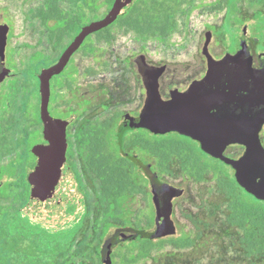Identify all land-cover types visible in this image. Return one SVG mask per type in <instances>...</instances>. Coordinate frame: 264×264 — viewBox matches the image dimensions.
<instances>
[{"label":"rangeland","instance_id":"1","mask_svg":"<svg viewBox=\"0 0 264 264\" xmlns=\"http://www.w3.org/2000/svg\"><path fill=\"white\" fill-rule=\"evenodd\" d=\"M246 2L247 0H238L233 8H230L228 0H195L192 4L184 6L183 11L176 15V30L163 41L144 40L134 33H126L119 27L113 29L115 39L110 44L99 43L96 37L92 36L88 44H92L99 51L82 49L74 55L66 72L56 80L58 88L54 106L59 111L76 109V102L81 97L89 95L93 98L92 108L88 112L89 125L96 121L113 119L118 114L122 116L137 113L136 110L144 103L145 94L141 98L144 91L141 77L134 65L135 57L142 55L153 65L159 67L168 65L171 71L182 72L179 63L191 67L198 60L197 56L202 49L207 31L214 33L211 45L217 53L221 51L222 34L228 46L233 45L234 31L227 24L236 23L238 19L242 20L252 33L261 32L264 35V18L257 20L263 9H249ZM42 7H44L42 0H0V14H3L5 22L12 28L9 56L15 71L24 70L36 61L46 60L50 63L60 54V48L53 49L48 46L46 30L36 16ZM61 7L67 11L77 10L76 4L71 0L61 2ZM106 8V5L102 6L97 15L105 16ZM69 41L68 38L64 45L66 46ZM189 77L187 75L185 79L180 80L186 81ZM20 81L27 83L26 77H20ZM164 86L166 87L165 80ZM27 95L28 92L25 96ZM101 107H105L104 112L101 111ZM101 112L103 114H100ZM92 116L95 117L91 118ZM73 130L74 127L70 129L71 132ZM229 153L240 155L241 150L234 147ZM17 156L9 153L6 160L0 161V166L7 163L12 165L17 161ZM219 164L225 172L234 175L230 166L221 162ZM23 168V164L16 165L15 172L9 175V179L17 176ZM160 178L167 184L185 190L183 197L173 201L176 233L171 238L188 235L195 239L199 225L204 227L205 233L201 239H197L192 248L177 249L166 244L162 249L152 251L149 257L137 264L260 263L259 260L245 256L240 250L238 246L240 235L230 228L227 222L225 195L219 192L213 174L208 175L206 182L197 183L183 175L178 164H175L169 175L162 174ZM6 179L4 176L1 180ZM33 188L36 190L33 192V199L29 201L21 216L31 219L34 225H42V221L57 225L63 221L65 209L80 208L84 200L83 193L76 188L63 190L57 195L53 189H45L41 184L39 190L34 183ZM11 190L12 187H9L8 191L4 192L5 197L0 196V210L11 212L21 205V196L25 189L23 187L20 189L18 198ZM83 191L88 198V216L92 218L100 203L93 193H88L86 186L83 187ZM158 209V204L142 201L128 216H110L107 220L109 223L107 233L127 226L151 233L155 230L154 218ZM125 217L131 221L127 226L124 222ZM10 226L12 228V223ZM103 227L104 222L101 223V229ZM83 241L85 244L103 242L91 229L83 237Z\"/></svg>","mask_w":264,"mask_h":264},{"label":"flooded vegetation","instance_id":"2","mask_svg":"<svg viewBox=\"0 0 264 264\" xmlns=\"http://www.w3.org/2000/svg\"><path fill=\"white\" fill-rule=\"evenodd\" d=\"M137 0L134 1L133 6L135 5ZM115 3V0L111 6H107L106 17L108 13L111 11ZM105 6V5H103ZM132 6V7H133ZM102 7V6H101ZM100 7V8H101ZM132 7L128 10V12L132 9ZM78 10V8H77ZM86 15L88 16V11L86 8ZM127 12V13H128ZM126 13V14H127ZM40 19L41 25L46 30V35L48 37L47 44L53 49H57L55 41H51L49 27L52 26V23H48L44 25L43 21ZM100 19V20H101ZM118 20V19H117ZM116 20V21H117ZM98 21V20H97ZM116 22L108 26L107 28H111L112 33L115 27H119L124 29L126 33H133L127 31L124 27H120L119 25H115ZM3 25H7L9 27L7 34V45L3 54H0V161L6 160L8 158L9 153L17 154V161L15 163L3 164L0 166V196L5 197V191H8L9 187L16 188L18 183L15 184L13 181L20 182L22 181L24 176H32L34 169L39 160V152L44 148L48 147L50 143L45 138L44 134V123L42 120V95H41V87H40V77L42 72L55 64L58 63L64 52L67 48L73 43L75 38L81 33L76 35L74 39H70L69 43L65 46V42L62 47H60L61 51L58 57L48 63L46 60L44 61H36L40 65L49 64L46 66L39 75L35 76L31 73H26L25 69L21 71H15L13 65H11V58L9 56V42L12 36V28L9 24L5 22L3 14H0V27ZM226 25V24H225ZM228 26L233 28L234 31V43L232 46H228L227 40H225V36L223 35V39L221 41V51L219 53L215 52L212 49V42L209 43L208 48L205 50L206 43V35L210 33L213 37L211 31H207L205 33V41L202 46V49L199 51V56H197V61L194 66L185 67L183 63H179V67L182 68V72L171 71V68L168 65L156 66L150 63L145 56H137L134 59V65L138 71V74L141 77V82L143 86V94H145L144 103L136 110L137 113H132L129 115L119 114L114 117L116 120L108 119L110 121V126L115 128L114 133V154L126 159L129 162V168L132 165L134 169L132 170L133 177V194L130 197L128 205L125 206V209H128L126 213L130 214L133 212L135 206H138L142 201L148 202V204L154 203V194L152 190V184L150 180L154 182V185L159 194L165 195V197H169L166 194V187L173 188L175 190V195L171 201L172 205V221L174 218V206L173 201L181 198L185 195V190L174 185L167 184L163 182L156 171V160L153 155V142L154 137H167V138H177L192 143L195 145L197 149V154L201 158L203 157L207 161L217 162V160L205 153L202 150L201 142L198 140H194L191 137L181 135L177 132H171L165 135H155L151 131L147 129H130L125 134L124 139V151L130 155L138 156V160L143 167L146 175L141 173L137 167L134 165L132 161L123 157L120 153V136H121V127L122 125L130 118L139 121L140 114L146 104L147 101V89L144 83V79L142 74L139 72V64L137 60L142 57L145 65L149 68L156 69H164L162 76L159 79V91L163 101L168 102L172 99V95L175 93H185L189 90V88L203 81L210 71V84L209 87L206 88L203 93L206 94V98L213 100L218 97L221 98L222 101H238L240 98L244 96L250 97L253 96L264 106V35L261 32L252 33L249 30V27L240 19L237 20L236 23L227 24ZM224 26V25H223ZM222 26V27H223ZM135 34V33H134ZM114 35V34H113ZM95 36L94 34L90 35ZM88 36L81 47L73 54L68 65L63 70V72L59 75L53 76L50 81V102H49V114L52 120L54 121H62L66 122V138H67V152L66 158L69 167L72 170L73 178L69 181H75L72 189H78L80 193H83L84 196H87L83 187L86 186L88 188V193H93L94 190L98 187V180L95 175L90 172L88 166L86 165V161L90 154V143H89V127L93 126L89 125L90 116L88 115L89 110L92 108L93 98L88 96L81 97L76 103L77 108L67 109L66 111H59L57 107L54 106L56 100V90L58 85H56V80L60 78L69 67L74 55L78 53L80 50H91V51H99L93 47L91 49L90 42L91 37ZM90 37V38H89ZM115 37V36H114ZM115 39V38H114ZM154 39V38H148ZM97 40V39H96ZM113 41V40H112ZM111 41V42H112ZM160 41V40H159ZM163 41V40H162ZM212 41V39H211ZM98 42V41H97ZM110 42V43H111ZM103 43V42H99ZM105 43V44H110ZM47 46V45H46ZM227 59V63H221L223 60ZM221 63V64H218ZM28 68V67H27ZM26 68V69H27ZM211 68V70H210ZM189 75V79L186 81H181L180 79H185V77ZM20 77H26L27 83H22L20 81ZM164 80L166 82V87L164 86ZM178 80V81H175ZM25 86V87H24ZM26 92L28 95L25 96ZM220 94V95H218ZM221 101V102H222ZM217 103L215 105L214 113L217 115L219 112L228 108V105L224 103ZM230 106V105H229ZM101 111L104 112L105 107H101ZM100 114H103V113ZM92 116L91 118H94ZM106 121V120H105ZM74 127L73 132L70 129ZM84 134V139L82 144H80L77 140V134L79 131ZM135 135H140L147 139L146 141V153L138 148L127 145V142ZM259 138L264 148V124L259 133ZM237 147L241 150L240 155L230 154L229 151L231 148ZM74 151V152H73ZM246 152V147L243 145H229L225 151V155L238 160L240 159ZM75 160V161H73ZM221 162V161H220ZM223 163V162H222ZM23 164V170L14 178L9 179V175L15 172V166ZM225 164V163H224ZM230 168L235 170L230 166ZM7 179L2 181L3 177ZM189 178V177H188ZM191 179V178H190ZM29 179H27L28 181ZM39 183V182H38ZM67 185V184H66ZM64 185V186H66ZM25 185L21 183V186L18 187V191L24 187ZM61 186V187H64ZM60 188V187H59ZM85 200V199H84ZM83 200V201H84ZM82 201V202H83ZM119 207H123L125 205L124 201L121 199L117 204ZM161 207V204H158ZM151 213V211H150ZM149 213V214H150ZM127 214V216H128ZM157 214V212H156ZM156 214L154 218V222L156 219ZM153 215V212L152 214ZM91 219V218H89ZM150 220H152V216H150ZM124 222L129 224L131 221L129 218L125 217ZM176 227V226H175ZM134 233L140 237H145L148 235H152L155 230L151 233H147L142 229H138L135 227H123L116 228L110 235L106 233L105 235L102 233H94V235H99V239H102V244H94L84 243L83 237L80 236L79 240L76 241V245H88L84 249V252L81 254H72L69 260H71V264H105L106 259L108 258L109 247L113 248L116 242L119 240V237L125 233ZM139 232H145V234H141ZM175 235V234H174ZM86 236V233L83 235ZM168 236V237H172ZM166 237V238H168ZM136 241L139 240L136 236H133L129 239H124L120 241V244L117 248L113 249L110 254V259L112 264H118L119 262L122 264H137V253L138 250L136 248ZM122 251V252H120Z\"/></svg>","mask_w":264,"mask_h":264},{"label":"trees","instance_id":"3","mask_svg":"<svg viewBox=\"0 0 264 264\" xmlns=\"http://www.w3.org/2000/svg\"><path fill=\"white\" fill-rule=\"evenodd\" d=\"M44 7L36 13L44 25L52 23L49 27L50 39L55 41L57 48L69 38L74 39L82 28L102 17L97 15L103 5L111 6L114 0H71L76 4V11L62 9L61 2L65 0H42ZM195 0H137L132 9L125 15L118 18L115 25L124 27L127 31L135 33L146 40L154 38L165 40L176 30L175 17L182 12L184 6L190 5ZM238 0H228L230 8ZM249 9H263L258 15L260 21L264 18V0H247ZM188 7V6H187ZM86 8L88 16L86 15ZM98 42L110 43L114 40L111 28H105L94 33ZM91 37V36H90ZM89 37V38H90ZM91 49L93 45L90 44ZM49 64L40 65L32 63L25 72L35 76L40 74ZM116 120L115 118L113 119ZM110 121L97 122L89 127L90 154L86 165L98 180V187L93 194L99 200V208L89 219L88 198L80 208H68L63 212V221L57 225L50 222L39 221L42 225H34L31 219L21 216L24 209L33 199V183H40L33 177L25 175L20 182L13 181L17 185L11 192L18 198V187L21 183L25 186V192L21 196L22 203L16 210H0V264H71L69 260L72 254H81L88 245H76L79 237L93 230L94 233L106 234L109 230L108 218L113 215L127 216L130 197L133 192L132 170L134 167L129 162L114 154V133L115 128L110 126ZM84 134L79 131L77 140L82 144ZM85 140V139H84ZM145 137L133 136L127 145L138 148L146 153ZM153 155L156 160V171L158 175L170 174L175 164H178L180 172L197 183L206 182L208 175L213 174L220 193L225 196V212L227 222L239 235L238 246L242 253L251 258L259 260L264 264V202L256 200L248 194L236 182L234 175L225 172L219 164L220 161H207L199 157L194 144L189 143L180 137H154ZM222 163V162H221ZM27 179H29L27 181ZM33 182V183H32ZM75 181L69 182L66 186L53 189L55 194L72 189ZM52 190V189H51ZM125 205L119 207V200ZM126 210V211H125ZM50 220V219H49ZM104 227L101 229V223ZM12 223V228L10 224ZM127 226V224L125 223ZM207 226V225H205ZM196 237L191 238L183 235L177 238H163L157 241L141 240L136 241L137 263L150 256L152 251L162 249L166 244L177 249L192 248L197 239H201L205 233L204 227L197 226ZM145 234V232H139Z\"/></svg>","mask_w":264,"mask_h":264},{"label":"water","instance_id":"4","mask_svg":"<svg viewBox=\"0 0 264 264\" xmlns=\"http://www.w3.org/2000/svg\"><path fill=\"white\" fill-rule=\"evenodd\" d=\"M135 0H115L114 6L106 17L85 26L73 43L67 48L60 60L54 66L44 70L40 77L42 95V120L45 126L44 134L50 145L39 152V160L32 176L45 189H56L69 183L73 173L68 165L66 122L54 121L49 114L51 96L50 81L59 75L68 65L73 54L81 47L85 39L101 31L122 16L133 6ZM9 27H0V54L7 45ZM212 35L207 33L205 50L211 42ZM139 72L142 74L147 89V101L140 114L139 121L128 119L121 127L120 153L134 163L137 169L146 175L138 156L124 151L125 134L130 129H147L155 135H165L177 132L201 142L202 150L220 160L235 170L237 184L256 200L264 202V148L259 133L264 124V106L253 96L240 98L238 101H222L207 99L203 91L209 87L210 71L201 82L192 85L185 93H175L168 102L162 100L159 91V79L164 69L149 68L143 58L137 60ZM221 63H227V59ZM218 63V64H221ZM211 70V68H210ZM220 95V94H218ZM221 102L228 108L214 113L215 105ZM230 105V106H229ZM243 145L245 154L238 160L225 155L229 145ZM154 194V203L161 204L155 219V232L152 235L140 237L134 233H125L113 246L109 247L105 264H112L110 254L117 248L121 240L136 236L139 240L157 241L176 233L172 221L171 201L175 195L173 188L166 187L165 197L159 194L150 180Z\"/></svg>","mask_w":264,"mask_h":264}]
</instances>
